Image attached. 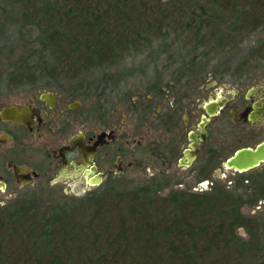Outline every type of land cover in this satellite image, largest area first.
I'll use <instances>...</instances> for the list:
<instances>
[{"label": "trees", "instance_id": "16d2710c", "mask_svg": "<svg viewBox=\"0 0 264 264\" xmlns=\"http://www.w3.org/2000/svg\"><path fill=\"white\" fill-rule=\"evenodd\" d=\"M15 2L25 54L8 83H75L79 97H102L92 75L111 80L107 69L160 35L168 47V33L180 27L196 51L264 31V0ZM155 180L132 189L122 187L124 180L47 210L37 207V196L16 202L12 212H0V264H264L262 237H234L242 223L230 192L161 196L169 184Z\"/></svg>", "mask_w": 264, "mask_h": 264}, {"label": "flooded vegetation", "instance_id": "af4514ba", "mask_svg": "<svg viewBox=\"0 0 264 264\" xmlns=\"http://www.w3.org/2000/svg\"><path fill=\"white\" fill-rule=\"evenodd\" d=\"M199 76L190 81L186 70L129 102L127 113L137 117L131 143L125 113L114 118L102 97H79L75 83L46 88L27 80L0 89V212H12L25 200V189L42 179L64 190L75 188L79 195L120 185L137 163L125 160L133 144L148 149L154 178L194 179L197 186L186 191L197 194L230 192L242 223L234 237L264 241V73L244 89L222 83L217 75L206 85L204 74ZM15 92L19 98H13ZM11 106L21 110L20 122L2 118ZM145 126L148 147L139 136ZM243 151L259 163L245 171L228 168L226 163ZM99 179L101 184L91 185Z\"/></svg>", "mask_w": 264, "mask_h": 264}, {"label": "rangeland", "instance_id": "374dc122", "mask_svg": "<svg viewBox=\"0 0 264 264\" xmlns=\"http://www.w3.org/2000/svg\"><path fill=\"white\" fill-rule=\"evenodd\" d=\"M22 22V11L20 4L15 0H0V89L8 90V80L6 76L16 75L14 73L19 68V59L24 56L19 27ZM184 23V22H183ZM180 27V26H179ZM174 31L164 33L168 36L165 43L162 35L153 40L149 46H142L138 51H132L118 67L107 69L111 80L99 81L102 73L92 75V84L100 89H105L102 96L105 104L114 118L126 117V134L130 143L135 138L134 124L137 118L127 113L129 102H133L137 97L148 95L150 87L154 84L166 85L173 82L176 76L184 74L186 70L189 73L188 80H196L199 75L204 74L205 84L208 85L214 81L215 75L227 85L238 86L242 89L255 83V78L264 73V51L259 50L261 41L264 40V31L260 30L251 35H247L240 42L231 45L219 47L212 51L213 43L194 50L193 43H189L192 38L188 37L187 32ZM195 42V41H193ZM195 62L191 67L189 63ZM253 79V80H252ZM182 83V82H181ZM208 95V93H206ZM20 95L15 92L13 98H19ZM94 97V96H92ZM94 101V100H92ZM92 101H87L90 105ZM130 126V128H129ZM147 126L141 130L144 139V145L149 146L151 135ZM138 137V136H137ZM139 138V137H138ZM136 154L133 157V154ZM126 162L137 161L130 169H127L123 188L132 189L146 184L150 179L155 181L166 180L169 184L165 190L159 192V195L165 196L170 191L182 190L188 191L194 189L196 180L191 178H154L151 168V158L147 148L142 147L138 150L133 144H130L126 157ZM112 184L107 185L110 188ZM74 189H65L63 186H52L48 180L42 179L34 186L25 189V200L28 201L37 196L39 209L47 210L53 206H65L77 201L91 193L79 195ZM14 237H17L16 235Z\"/></svg>", "mask_w": 264, "mask_h": 264}, {"label": "water", "instance_id": "95a60500", "mask_svg": "<svg viewBox=\"0 0 264 264\" xmlns=\"http://www.w3.org/2000/svg\"><path fill=\"white\" fill-rule=\"evenodd\" d=\"M18 112H21V110H19V108H17L16 106H11L9 108H5L2 111L1 116L3 119H6V117H7V118H10V120L20 122V120L16 118V114ZM27 113H28V110H27V108H25V117H26ZM211 114L213 115L214 113H211ZM26 124H27V121L25 119V125ZM72 143L74 144V146L76 145V142L74 140L72 141ZM84 154L85 153L83 152V156H84V158H86V156ZM182 163H184V161H182ZM258 163H259V160H258L257 156L252 158V157L248 156L247 151H243L236 158L229 160L226 163V166L228 168L236 167L241 171H245V170L250 169L252 166H256ZM101 182H102L101 179L94 181V182L92 181L91 185H99V184H101Z\"/></svg>", "mask_w": 264, "mask_h": 264}]
</instances>
